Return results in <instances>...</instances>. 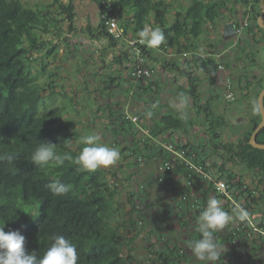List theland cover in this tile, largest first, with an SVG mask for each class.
Wrapping results in <instances>:
<instances>
[{
  "label": "trees",
  "instance_id": "obj_1",
  "mask_svg": "<svg viewBox=\"0 0 264 264\" xmlns=\"http://www.w3.org/2000/svg\"><path fill=\"white\" fill-rule=\"evenodd\" d=\"M93 1L99 8L98 23L77 28L73 0H53L42 7H29L23 0H0V225L4 224V231L19 230L25 236L26 253H35L38 258L43 256L57 235H63L76 245L78 264H134L131 255L123 254L124 246L129 245L134 237L125 242L121 229L113 223L117 192L114 180L117 171H121V164L116 166L115 171L113 167H101L96 172L81 171L74 159L85 146L80 137L91 133L79 129L66 130L67 125L62 119L68 113L67 106L51 105L57 95L67 97L64 88L57 90L58 86L54 84L57 72L47 68V59L57 53L63 38L66 40L70 37L64 36V22H67V32L71 35L81 33L91 40L105 39L107 42L102 53L107 48L117 49L109 63L103 60L105 66L109 64L113 68L117 66L127 70L138 51L145 57L147 64L158 62L161 70L175 72V79L185 77V85H178L175 94L179 99L187 97L191 100L195 109L193 117L174 110L168 101L164 104L166 109L156 112V100L152 101L155 95L153 97L152 94L160 92L161 86L152 79L155 76L138 80V97L144 105L138 116L146 131L139 127L133 129V123L125 118V109L120 110L123 103L117 95L114 102L116 108L108 102L103 108L104 111L108 110L112 133L117 135L119 132V135L123 134V140H128L125 135L128 130L133 129L131 137L135 138L138 132V138L135 140L133 137L135 141L129 142L134 148L128 149L130 147L126 142L121 144L123 141L120 143L117 140L121 153L125 150L134 153L138 149L141 150V158H147L148 161L159 159L160 167L166 162L171 163L169 169L160 171L158 168L155 179L150 175L148 187L154 181L159 184L163 180L174 183L176 176H182L186 183L179 188L180 195H189L192 188L201 190L202 196L194 198L193 204L188 202L186 207H195L197 219L211 198L226 200L223 203L226 211H232L227 210V207L243 198L241 208L254 219H259L258 226L264 229L263 209L259 206L264 192L259 191L260 194L256 195L258 190L248 185L242 175L229 166L240 164L256 175L260 183L264 181V148L254 147L250 143V134L260 121L252 112V101L264 88V72L261 76H249L244 72L240 74L237 86L243 98L249 99L250 128L240 133L236 140L226 139L224 126L227 119L225 114L215 109V102L220 98L215 86L221 71L219 66L223 63L228 67L229 63L217 55L219 52L214 43L209 44L212 51L207 52H202L197 43L205 26L214 23L226 12L231 14L230 20L234 19L235 14L244 16L249 13L245 31L256 43H264V29L257 23L258 17L263 14L262 0H190L187 6L175 11L167 0ZM106 13L113 14L117 19L121 37H115L108 30L104 16ZM242 19L236 18L238 26ZM148 27L151 30L161 28L167 43L159 48L141 44L138 33ZM238 40L241 41V36ZM70 43L67 41V45ZM158 50L163 55L157 56ZM174 53L183 58L171 57ZM34 63L40 68L34 70ZM41 76L47 77L48 82H39ZM104 79L101 80L104 87L100 91L110 98L109 95L113 93L106 88ZM114 80L115 76L111 75L110 84ZM203 82L212 91L207 99L203 98L201 91ZM68 106L77 107L75 97H69ZM126 120L131 123L129 128L125 126ZM196 126H201L207 135L205 143L188 142L187 137ZM161 138L165 142H181L177 144L178 149L190 148L185 155L202 165L206 172H211L213 179L190 168L184 160L175 159L159 143ZM257 140L264 143V127ZM43 141L55 143L58 155L68 153L73 160H66L59 167L37 166L31 161V155ZM123 156L128 158L127 155ZM217 156L220 161L216 159ZM220 176L227 179L234 198L230 199L215 190L214 181ZM54 181L71 185L70 193L65 196L53 194L48 185ZM137 191L138 196H135ZM148 194L147 188L138 187L129 195L132 226L140 222L144 225L147 221L148 209L154 202L139 203ZM137 197H141V200ZM180 201L187 202V198H181ZM244 222L233 225L232 231L225 234L226 239L230 240L239 234V228L246 226ZM188 224L185 221L183 227H188ZM198 229L187 233L183 246H177L176 241L170 244L166 240L164 248L156 250L155 257L149 258L147 264H179L193 254L192 244L201 238ZM125 231L130 232L128 228ZM261 237V247L264 248V236Z\"/></svg>",
  "mask_w": 264,
  "mask_h": 264
},
{
  "label": "rangeland",
  "instance_id": "obj_2",
  "mask_svg": "<svg viewBox=\"0 0 264 264\" xmlns=\"http://www.w3.org/2000/svg\"><path fill=\"white\" fill-rule=\"evenodd\" d=\"M23 1L29 7H42L43 5L53 2V0ZM62 1L67 2L68 0ZM167 1L171 2L173 11L187 6L190 2V0ZM73 2L75 5V22L77 28H84L87 24L94 26L98 23L99 8L93 0H73ZM261 10L264 13L263 1L261 2ZM232 15L234 14L232 13ZM241 17V13L234 15L235 19ZM222 18H224V20H222ZM229 18H232L231 14L226 12L223 17H220L214 23H208L197 43L202 52H207L209 50L212 51L209 44L215 43V49L217 52H222L220 53L221 56L229 63V66L225 67V72L220 71L217 77L215 89L220 93V98L215 102V109L217 112L223 113L226 116L227 123L224 126L226 139L236 140L240 133L250 128L249 99L246 100L243 98L242 92L238 89L237 84L239 76L243 72L249 76L262 75L264 72V43H255L253 39L249 38L246 31H243L241 34L230 40H225L222 36V28ZM147 30L151 29L148 27ZM63 31H65V37H70L66 40H64L63 36L61 37L63 38V41L60 43L59 50L55 55L47 59V68L49 71L57 72L58 77H56V82L54 84L58 86L57 90H61V87H63L67 97L57 95V98L51 105L59 106L64 104L67 106L68 113L63 116L62 119L67 125L66 130L79 129L82 132L89 131L91 134H98L102 144L108 147L117 148L120 151V160L115 165L108 167H113V170L115 171L117 169L116 166L121 164V171H117V178L114 180L115 185H117V192L115 194L116 211L113 217V223L121 229L120 233L125 236V242L128 239L130 240V237H134V240L131 241L129 245L124 246L123 254L126 256L131 255L132 258L130 259L134 264H147L149 258L155 257L156 250L159 251L164 248L163 244L166 240L170 244L176 241L177 246H183L184 240L187 238L186 232L192 230L189 228L190 223H194L197 225L196 228H199V219L196 217L195 207L192 205H190L189 209H186V207L188 206V202L189 204H193L194 198L202 196L200 192L201 190L192 188L189 192L190 194H187V202H181V195L178 191L179 188L185 185L186 180L179 175L176 176L174 183H166L163 180L160 181L162 183L159 184L154 181L155 183H153L151 187H148L147 180L150 175L155 179L156 172L159 170L158 168H160V166H158L159 159H150L148 161L147 158H141V150L138 151V149L135 150L134 153L130 150H125L121 153V146L119 145L118 147L117 144L119 143L117 140L119 139L120 143L123 141L121 144L126 142V145L130 147L128 149L134 148V146H132L133 144L129 145V142L133 140V137L135 140L138 138V132L136 136L137 138H135V136L131 137L133 135L131 132L137 127L133 124V129H130V131L128 130V133H125L128 140H123V134L119 135L118 132L117 135H115L112 133L113 131L109 123L110 118L108 110H103L107 102L111 105L116 102L115 95L120 97L119 101H122L123 103L120 110L125 109L127 114L125 118L127 119L130 114H133L135 111L139 112L144 109V105L140 100V97H138V87L135 86L133 89L126 87L128 82L131 81L128 73L130 68L122 70L117 66H114L113 68L109 64H106L105 66L103 60L104 62L109 63L114 50L117 52L116 48H107V50H104L105 52L103 51L102 53V48H104L107 42L105 39L91 40L87 35L81 33L71 35L67 32V22L63 23ZM239 36H241V41L237 39ZM67 41L72 43L67 45ZM39 54L42 55V53ZM161 55H163V53L158 50L157 56ZM171 57H175L176 59L183 58L182 55H175V53ZM133 64L134 62H132L131 65ZM151 64L158 66V73L155 75V78L152 79L158 81L161 86L160 92L152 94L153 97L155 95V98L152 99V101L156 100V112H162L166 109L164 108V104L168 101L174 110L180 111L187 116H195V109L193 108L191 100L187 97L179 99L175 94L178 85H185V77H179L174 80L175 72L169 73L161 70L158 62L152 61ZM32 68L37 70L40 66L34 63L32 64ZM226 74H230L229 76L232 79L235 93V98L231 100L225 97ZM111 75L113 77L115 76L113 84H110L109 81ZM201 76L203 77V75ZM103 78H105L104 81H106V88L108 90L110 89V92L113 93L109 95L110 98L101 93V88L104 87V84L101 82ZM39 82L44 84L48 82V78L41 76ZM201 91L204 99H207L210 93H212V91L208 89L206 82H203L201 85ZM69 97L76 98L77 107L68 106ZM182 101H186V104H183ZM49 102L50 100L48 99V103ZM113 106L115 107V104ZM46 110L47 109H44V111ZM130 122L126 120V128H129L131 124ZM191 131L189 137H187L188 142L191 144L199 143V141L202 143L206 142L207 135L204 133L201 126H196L192 128ZM123 155H127L128 158ZM216 159L218 161L221 160L219 156H217ZM229 166H232L234 171L241 174L248 185L258 190V192L255 193L256 195L260 194L259 191L264 192V181L263 183H260L257 176L251 171L246 170L240 164H230ZM131 175L133 176L131 177ZM138 187L147 188L149 192L143 200H141V197H137L141 200L139 204L143 205L145 201H149L150 203L154 202V204L148 209V219L144 225L140 222L132 226L130 224L132 203L129 201V195L131 192L138 189ZM135 196H138V191ZM242 200L243 199L234 201L235 204L232 207L229 205L227 210L236 211L234 206L237 203L239 204L238 208H241L240 204ZM259 201V206L262 207L264 214V197ZM222 202L225 203V201ZM223 208H225V206ZM185 221L189 222L188 227H183ZM257 221L258 219H256V222L254 223L256 227L258 226ZM127 228L130 230L129 233L125 231ZM227 228L228 231H232L233 223H229ZM219 232L220 231L215 232L214 236H216V238H220L221 234L224 235L227 233V231L222 233ZM151 243L154 245L152 246ZM218 246L220 245L218 244ZM223 250L224 246H222V252L224 253ZM229 251L230 249L228 248L226 252ZM222 252L220 250V255L223 254ZM179 264L221 263H219L218 259L215 261H201L192 254L188 255L185 260L183 259V261H180Z\"/></svg>",
  "mask_w": 264,
  "mask_h": 264
},
{
  "label": "clouds",
  "instance_id": "obj_3",
  "mask_svg": "<svg viewBox=\"0 0 264 264\" xmlns=\"http://www.w3.org/2000/svg\"><path fill=\"white\" fill-rule=\"evenodd\" d=\"M139 42L150 48H159L167 43L161 28L141 30L138 33ZM186 104V101H182ZM252 112L264 123V94L252 101ZM183 118H186L184 116ZM85 145L74 159V163L81 171L96 172L99 168H108L115 165L121 158L120 151L108 147L100 142L98 134H89L80 137ZM66 160H73L68 153L58 155L55 143L43 141L35 148L31 161L37 166H63ZM50 191L58 196H65L71 191V185L54 181L48 185ZM249 214L242 208L234 214L227 212L220 200L211 198L199 216V232L201 238L192 244L191 250L196 258L201 261H215L220 255V248L214 239V233L224 229L234 219L241 222L247 221ZM4 225V224H3ZM0 225V264H78L76 245L63 235H57L51 246L43 256L37 257L35 253H26L25 236L19 230L4 231Z\"/></svg>",
  "mask_w": 264,
  "mask_h": 264
},
{
  "label": "built area",
  "instance_id": "obj_4",
  "mask_svg": "<svg viewBox=\"0 0 264 264\" xmlns=\"http://www.w3.org/2000/svg\"><path fill=\"white\" fill-rule=\"evenodd\" d=\"M263 1V0H262ZM250 9V8H249ZM248 10V7H247ZM105 23L108 26V30L114 34L115 37L119 38L121 37V31L119 28V24L117 19L114 17L113 14L106 13L105 15ZM241 24L238 26V32L237 35L241 34L243 31L246 30L248 23H249V13L242 16ZM236 35V36H237ZM242 36V35H241ZM238 39V38H237ZM221 71L225 72V65L221 64L219 66ZM129 76L131 79L138 81L140 78H152L158 73V67L156 65H151L146 63L145 57H143L139 52H136L134 64L131 65L129 71ZM230 74H226V85H225V97L229 100L235 98V93L233 89V83L232 79L229 76ZM137 128H141L143 131H146V128L143 126V124L139 121L138 114H130L128 118ZM176 138V136L174 135ZM159 143L169 152H171L174 155V158L177 160H184L185 163L192 169L196 170L200 174H202L204 177L208 179H213V175L211 172H206L205 168L194 162L190 157L185 155L186 151H189L190 148H184V149H178L177 144L181 143L177 141L174 143V141L165 142L163 139H159ZM171 168V163L166 162L163 166L160 167V171H163L165 169ZM215 190L219 193L225 194L228 198L232 199L233 195L231 194L230 186L228 184L227 179L224 176H220L218 179L216 178L214 181ZM181 198L186 199L187 194H182ZM254 230L256 232H259L260 235L264 236V229L259 228V226H254Z\"/></svg>",
  "mask_w": 264,
  "mask_h": 264
},
{
  "label": "crops",
  "instance_id": "obj_5",
  "mask_svg": "<svg viewBox=\"0 0 264 264\" xmlns=\"http://www.w3.org/2000/svg\"><path fill=\"white\" fill-rule=\"evenodd\" d=\"M130 42L133 43L134 41H130ZM260 44H263V42H261ZM263 46H264V44H263ZM217 55L221 56L220 52ZM134 60H135V57L133 59V62H134ZM173 79L176 80L175 78H173ZM135 86L138 87V81H135L133 79H131V81L128 82V84L126 85V87H128L129 89L130 88L133 89ZM137 113L138 112L135 111L133 114H137ZM249 123H250V119H249ZM241 199H243V198H241ZM219 200L221 201L222 206L224 203L222 201L227 202L226 200H223V199H219ZM236 205L239 207L238 203ZM230 207H232V204L230 205ZM238 207H234V208H236V210H238L239 209ZM229 213L234 214L235 211H233V212L229 211ZM258 221H259V219H258ZM239 222L240 221L238 219H234L232 223H233V225L238 226ZM255 222H256V219L251 217L249 214L247 223L244 222L246 226L239 228L240 233L236 234L232 239L227 240L225 237V234L224 235L221 234L220 238H216V236H214L216 243L220 245L219 247H220L221 252H222V246H224V250H223L224 253L222 252L223 254L220 255L219 258H217L219 260V263H221V264H226V263L227 264H247V263H249V264H264V261H263L264 248L261 247L262 246V244H261L262 243V241H261L262 237L259 234V232H256L254 230V226H255L254 223ZM196 226L197 225H195L194 223H191L189 228L193 230L196 228ZM227 229L228 228L226 226L224 229L219 230L220 231L219 233H222L224 231H228ZM192 230H190V231H192ZM190 231H187V232H190ZM187 232H186V234H187ZM228 248L230 249V251H229L230 253L226 252L228 250ZM185 259L186 258H184V260Z\"/></svg>",
  "mask_w": 264,
  "mask_h": 264
},
{
  "label": "water",
  "instance_id": "obj_6",
  "mask_svg": "<svg viewBox=\"0 0 264 264\" xmlns=\"http://www.w3.org/2000/svg\"><path fill=\"white\" fill-rule=\"evenodd\" d=\"M257 23L259 27L264 29V13L258 17ZM237 30H238L237 21L235 19L227 20L224 23L223 28H222V36L225 40H230L237 35V32H238ZM262 94H264V88L261 89L257 97L261 96ZM263 127H264V123H261V120H260L259 123L255 126V128L251 132L250 143L252 146L257 147V148H264V143L259 142L257 140V137Z\"/></svg>",
  "mask_w": 264,
  "mask_h": 264
},
{
  "label": "flooded vegetation",
  "instance_id": "obj_7",
  "mask_svg": "<svg viewBox=\"0 0 264 264\" xmlns=\"http://www.w3.org/2000/svg\"><path fill=\"white\" fill-rule=\"evenodd\" d=\"M236 20V19H235ZM255 42V41H254ZM256 43V42H255ZM261 43V42H260Z\"/></svg>",
  "mask_w": 264,
  "mask_h": 264
}]
</instances>
